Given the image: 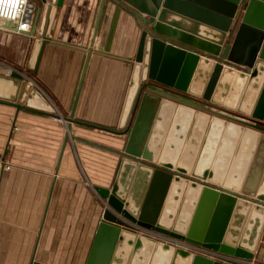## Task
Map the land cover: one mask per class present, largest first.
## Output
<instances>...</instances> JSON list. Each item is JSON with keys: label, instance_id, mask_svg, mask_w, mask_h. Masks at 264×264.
<instances>
[{"label": "water", "instance_id": "obj_1", "mask_svg": "<svg viewBox=\"0 0 264 264\" xmlns=\"http://www.w3.org/2000/svg\"><path fill=\"white\" fill-rule=\"evenodd\" d=\"M31 1L30 29L19 34L37 39L32 65L50 41L63 0ZM111 1L134 15L141 31L134 59L126 60L132 71L121 133H115L128 138L117 153L121 161L111 189L96 193L142 227L253 259L264 231V131L221 118L206 106L264 122V0ZM104 6L105 0L101 13ZM118 13L117 8L110 37ZM2 28L17 30L12 23ZM156 88L182 94L172 98ZM0 103L54 113L37 90H26L24 80L14 99ZM216 152L218 166L212 164ZM121 226L115 214L103 211L86 264H222Z\"/></svg>", "mask_w": 264, "mask_h": 264}, {"label": "crops", "instance_id": "obj_2", "mask_svg": "<svg viewBox=\"0 0 264 264\" xmlns=\"http://www.w3.org/2000/svg\"><path fill=\"white\" fill-rule=\"evenodd\" d=\"M102 3L63 0L32 65L36 37L0 30V62L16 64L26 90L54 109L0 103V264H86L106 207L95 189H111L128 138L115 133L141 31L134 15L111 0L101 13ZM23 79L0 82V100ZM260 241L254 259L264 264Z\"/></svg>", "mask_w": 264, "mask_h": 264}, {"label": "built area", "instance_id": "obj_3", "mask_svg": "<svg viewBox=\"0 0 264 264\" xmlns=\"http://www.w3.org/2000/svg\"><path fill=\"white\" fill-rule=\"evenodd\" d=\"M34 7L32 5L31 0H0V30H4L2 28L5 23H12L16 26V31H10V30H4L8 31L14 34H19V32H26L29 31L31 26V19L33 15ZM20 35V34H19ZM7 74L17 75L20 77V79L27 80V78L20 74V73H12L13 70L11 68H7ZM156 90L159 93H162L165 96L172 97V98H180V92L174 90V89H161L156 88ZM186 97H192L191 95L184 94ZM197 100H201L200 98H195ZM207 109L211 110L215 115L224 118L228 121L234 122L236 124L253 128L264 131V122H260L258 120H255L249 116H245L230 110H226L223 108H211L209 106H206ZM104 210H109L113 214L116 215V217L121 221L122 226L121 228L126 229L130 231L131 233L139 236V237H145L154 241H158L160 243H164L166 245L172 246L176 249H181L183 251L192 253L193 255L204 257L210 261L213 262H219L222 264H259L255 261V259L251 260H245V259H238L234 258L207 248H204L202 246H195L192 245L182 239H177L169 235H165L162 233H159L153 229L145 228L140 225H138L136 222H132L126 218H124L121 214H118L114 211H112L108 205L105 203ZM103 210V211H104ZM103 213V212H102ZM102 215V214H101ZM260 245H264V238L261 239Z\"/></svg>", "mask_w": 264, "mask_h": 264}, {"label": "rangeland", "instance_id": "obj_4", "mask_svg": "<svg viewBox=\"0 0 264 264\" xmlns=\"http://www.w3.org/2000/svg\"><path fill=\"white\" fill-rule=\"evenodd\" d=\"M33 2H34V0H33ZM7 63H8L7 61H5V63H3V64H2V62H0V82H6L7 80L12 79V76L10 74H7V70H8L7 68L8 67L13 70L12 73H17L18 72V69H17L18 66L16 64H11L12 65V67H11V66H8ZM4 64H6V65H4ZM8 64H10V63H8ZM263 237H264V231H263V234H262L261 238H263ZM156 242H158V241H156Z\"/></svg>", "mask_w": 264, "mask_h": 264}]
</instances>
